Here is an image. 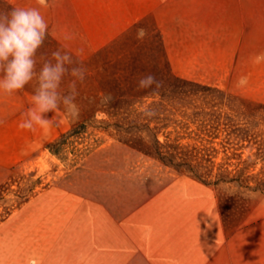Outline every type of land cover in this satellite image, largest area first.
Masks as SVG:
<instances>
[{
    "label": "rangeland",
    "instance_id": "obj_1",
    "mask_svg": "<svg viewBox=\"0 0 264 264\" xmlns=\"http://www.w3.org/2000/svg\"><path fill=\"white\" fill-rule=\"evenodd\" d=\"M159 1L165 16L189 4L198 16L212 19L236 4ZM48 4L44 8L38 0H0V14L17 7L40 10L48 35L36 53V71L44 60L53 59L52 52L70 53L74 64L69 67L85 69L84 81H77L80 115L72 118L61 105L47 113V130L21 129L36 79L11 95L0 94V264H159L162 258L170 264L174 256L177 261L182 258L181 264L185 257H190V264H264V194L229 184L205 186L177 174L121 143L112 129H106L112 121L98 110L96 102L104 92H127L102 83L115 81L123 87L131 78L138 81L148 74L158 80L163 67L157 35L164 52L165 47L150 9L155 2L148 0L143 19L138 18L140 0ZM140 28L147 32L143 39L137 38ZM260 39L259 56L264 54V28ZM250 63L246 57L237 59V73L221 85L186 79L171 70L193 83L179 84L177 90L190 104L176 105L172 115L166 114L167 121L150 124L164 126L158 139L164 141L170 134L181 144L210 142L217 151L213 174L218 165L228 163L225 167L232 170L248 157L255 165L247 175L256 174L262 163L255 161L253 144L264 142V56ZM241 77H247L246 84H238ZM72 79L65 75L61 94L68 93ZM157 101L144 98L132 109L145 110ZM210 115H220L219 122H208ZM205 126L218 131L196 137ZM223 128L243 133L227 139ZM226 143L240 148L228 152L239 159L225 160L221 144Z\"/></svg>",
    "mask_w": 264,
    "mask_h": 264
},
{
    "label": "trees",
    "instance_id": "obj_2",
    "mask_svg": "<svg viewBox=\"0 0 264 264\" xmlns=\"http://www.w3.org/2000/svg\"><path fill=\"white\" fill-rule=\"evenodd\" d=\"M157 36L159 57L163 67L157 80L159 86L153 84L150 88H139L138 81L134 78L128 80L123 87L115 81L102 83L103 86L111 84L113 89H126L127 91L124 94L104 92L103 96H111V99L107 103H101V97L98 98L96 102L98 110L112 121L111 123H106V129H112L119 141L131 149L161 163L177 174H187L205 186L218 187L229 184L239 189L264 194V142L253 144L256 149V152L253 154L255 161L262 163V168L256 174L247 175V171L255 165V162H250V157L235 164L232 170L227 169L230 165L228 163L218 165L217 172L213 174L214 163L212 160L217 151L214 147L209 146L210 142L207 144L201 142L181 144L177 136L171 140L169 138L170 134L165 136L164 141H160L157 134L164 126L150 128L152 122L167 121L166 114L172 115L170 110L175 109L176 105L190 104V102L185 101L188 96H185L184 92H180V95L183 94L185 97H178L177 90L179 84H193L172 74L161 38L159 35ZM144 98H158V101L151 103L145 110L132 109L136 102ZM146 112H151L152 115H146ZM226 119L228 120V118ZM219 120L220 115H210L209 119H207L208 122L212 121L216 123ZM217 131V127L205 126L197 130L196 137L201 134L213 136ZM222 132L229 139L233 134L238 135L243 133V130L223 128ZM246 133L244 132V134ZM221 148L226 161L235 157L239 159V156L235 153L228 155V152L231 149L235 152L240 148H234L229 143L221 144ZM250 183H252V186H250Z\"/></svg>",
    "mask_w": 264,
    "mask_h": 264
},
{
    "label": "crops",
    "instance_id": "obj_3",
    "mask_svg": "<svg viewBox=\"0 0 264 264\" xmlns=\"http://www.w3.org/2000/svg\"><path fill=\"white\" fill-rule=\"evenodd\" d=\"M153 1L155 5L150 9L155 14V23L163 36L167 59L175 75L221 85L227 77L237 73V59L246 57L253 65V60L259 56L260 34L264 28V5L260 0H236L218 19L198 16L196 8L189 4L183 6L182 11L172 10L165 16L160 12L161 2ZM148 12V0H140L138 18L143 19ZM1 155L0 144V162ZM181 259L177 261L174 256L170 264H181ZM184 262L190 264V257H185ZM159 264H164L163 258Z\"/></svg>",
    "mask_w": 264,
    "mask_h": 264
},
{
    "label": "clouds",
    "instance_id": "obj_4",
    "mask_svg": "<svg viewBox=\"0 0 264 264\" xmlns=\"http://www.w3.org/2000/svg\"><path fill=\"white\" fill-rule=\"evenodd\" d=\"M41 7H49L48 0H38ZM48 35V24L38 8H13L0 14V94L11 95L25 87L34 78L36 86L32 95V106L23 113L24 119L19 128L35 130V126L47 130L51 121L47 113L57 111L61 105L68 115L78 119L80 108L76 103L77 81L85 79V69L74 64L72 55L66 51L52 52V60H44L39 72L36 71V53ZM147 35L144 28L137 29V38ZM83 51L82 49L80 50ZM264 54L256 57L258 62ZM65 75L73 77L68 84V93L59 91ZM247 83V77H241L238 84ZM159 82L152 74L141 76L139 88H150ZM110 95L102 96L101 103H107ZM146 115H152L146 112Z\"/></svg>",
    "mask_w": 264,
    "mask_h": 264
}]
</instances>
